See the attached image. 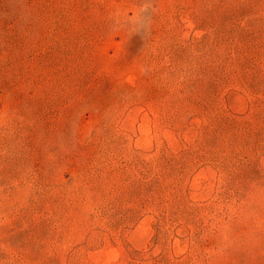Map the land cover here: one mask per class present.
Instances as JSON below:
<instances>
[{
	"label": "rangeland",
	"instance_id": "rangeland-1",
	"mask_svg": "<svg viewBox=\"0 0 264 264\" xmlns=\"http://www.w3.org/2000/svg\"><path fill=\"white\" fill-rule=\"evenodd\" d=\"M0 0V264H264V0Z\"/></svg>",
	"mask_w": 264,
	"mask_h": 264
},
{
	"label": "clouds",
	"instance_id": "clouds-1",
	"mask_svg": "<svg viewBox=\"0 0 264 264\" xmlns=\"http://www.w3.org/2000/svg\"><path fill=\"white\" fill-rule=\"evenodd\" d=\"M154 14V0H141L138 11L134 15L122 16L112 22L113 30L124 29L128 31L129 38L132 35H140L147 40L150 33L152 15Z\"/></svg>",
	"mask_w": 264,
	"mask_h": 264
}]
</instances>
